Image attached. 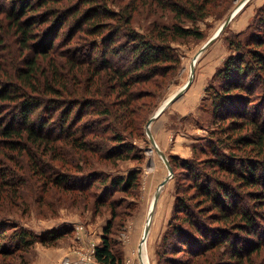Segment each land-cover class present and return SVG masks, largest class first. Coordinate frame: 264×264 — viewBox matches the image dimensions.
I'll use <instances>...</instances> for the list:
<instances>
[{"label": "trees", "instance_id": "1", "mask_svg": "<svg viewBox=\"0 0 264 264\" xmlns=\"http://www.w3.org/2000/svg\"><path fill=\"white\" fill-rule=\"evenodd\" d=\"M1 1L0 196L5 194L2 198L7 200L10 182H16L21 177L19 171L24 169L11 168L18 159L27 160L37 178L68 191L79 190L83 185L80 181L88 180L85 174L68 175L67 171L76 169L75 162L86 163L91 157L109 163L127 160L132 148L126 143L130 144L132 134L139 130L142 123L138 119L143 118L139 113L147 108V104L138 102L152 97L150 89L168 77L178 61L171 37L201 38L200 31L182 23L205 19L228 0ZM154 6L169 11L177 23L160 28L155 25L148 33L136 32L131 25L133 13ZM260 20L264 27V15ZM252 42L256 49L229 43L235 46L236 53L228 57L220 73L224 83L210 96L215 117L220 113L217 110H225L224 114L239 120L230 121L221 131L225 138L212 135L207 141L213 159L208 156L210 161L202 170L196 169L191 159L181 162L195 179L194 189L204 198L198 208L188 204L198 199L196 196L186 201L181 198L177 206L181 215H175L178 226L174 229L187 238L184 245L189 250L190 261L184 264H214L216 257L208 255L207 249L232 244L235 233L243 235L252 230L255 237L264 233L257 214L264 208V38L257 36ZM259 89L263 95L255 94ZM235 90L247 96L243 98ZM251 98L259 102L257 107L248 100ZM88 116L101 120L83 121L82 128H78ZM234 126L244 135L232 138L229 132ZM109 141L115 145L104 148ZM227 145L241 148L244 157L225 156ZM81 168L75 171L83 173ZM208 168L217 169L211 172ZM217 171L239 181L240 189L215 176ZM98 176L104 175L95 177ZM135 177V173H129L114 183L126 191L136 182ZM69 178L72 180L67 184ZM244 196L250 202L241 205ZM204 202L209 207L200 210ZM213 210L216 212L207 219L203 217ZM208 220H225L229 225L214 228L206 223ZM181 224L186 228H180ZM193 228V232L202 234L199 241L206 244L203 248L189 249ZM213 230L218 235H211ZM259 240L240 250L235 246V263L245 264L258 254L263 246ZM95 257L99 264H118L106 238L95 250Z\"/></svg>", "mask_w": 264, "mask_h": 264}, {"label": "rangeland", "instance_id": "2", "mask_svg": "<svg viewBox=\"0 0 264 264\" xmlns=\"http://www.w3.org/2000/svg\"><path fill=\"white\" fill-rule=\"evenodd\" d=\"M240 1L228 0L205 19H199L194 24L189 21L182 23L184 27L200 31L201 38L171 37L173 40L170 44L175 49L178 61L169 76L162 79L157 87L150 89L152 97H144L138 102L147 104V108L142 107L145 108L144 112L141 115L139 113L143 118L138 119V122L140 121L142 125L134 132L135 135L132 134L131 143L134 146L129 142H127L129 145L126 143L132 148L127 160L109 163L91 157L86 163L75 162L76 169L67 171L68 175L75 177L73 174L76 176L85 174L88 180H85L87 183L80 181L83 185L81 184L79 190L69 191L37 178L28 168L27 160L18 159L19 162H10L11 168L19 170L21 166L24 169L19 171L21 177L15 179L16 182L14 180L10 182L11 185L7 190L8 199L2 198L5 194L0 196V264H99L96 261L95 250L101 247L104 238L108 239L110 249L118 258V264H139L137 249L142 241L151 203L158 185L168 173L166 165L150 144L145 126L161 104L185 84L190 75L192 58L227 18V11L234 9ZM263 10L264 0H249L238 11L225 30L199 54L191 85L151 124L150 130L152 135H156L154 136L156 144L161 145L169 163L171 166L175 165V169L172 168L173 177L160 190L159 199L154 207L146 240L149 264H184L190 261L189 250L184 245L187 238L183 237V233L175 230L178 226L175 217L177 214L181 215L177 206L181 203L179 201L181 198L186 201L189 197L196 196L198 199L191 200L188 204L197 207L204 198L194 189L195 179L190 176L189 170L184 169L181 162L191 159L196 163L194 167L202 170L207 166L206 161H210L207 157L210 156L208 152L211 148L207 141L214 135L225 138L226 135L221 131L226 130L230 121L239 120L224 114L225 110H217L220 113L215 117L214 103L210 96L224 83L220 73L228 57L236 53L235 46H230L229 43L238 42L242 48L256 49L257 46L252 41L257 36L264 38L263 23H260L264 15ZM132 17L131 25L140 33H148L155 25L160 28L177 23L169 11H162L155 6L151 9L140 8ZM258 49L262 48L258 47ZM255 81L257 82L256 79ZM133 92L138 93L139 90ZM235 92L243 98L247 96V93H241L239 90ZM260 93L263 95L261 89L255 94ZM248 100L257 107L258 101L252 98ZM86 120L97 122L101 118L88 116L81 121L78 128H82L83 121ZM95 128H100V125H95ZM237 129L235 127L234 130H230L229 134H232V138L244 135L245 132ZM161 132L165 137L162 134V139L159 140ZM229 142L228 144L231 145L232 140ZM106 145L113 147L115 143L109 141L105 143L104 148ZM229 145H227L229 148L224 147L225 156L233 154L238 159L244 157L241 148ZM203 149L208 150L204 152ZM174 156H176L175 160L172 159ZM210 157L213 159V155ZM80 167L83 173L75 171ZM214 170L207 169L211 172ZM99 173L104 176L95 177ZM129 173H135L136 182L126 191L118 189L114 181L126 177ZM218 175L230 182L234 188L240 189L239 181L227 178L223 172L217 171L215 176ZM70 180L72 178L67 180V184L71 182ZM249 202L250 200L244 196L241 205ZM200 207V210L207 209L209 204L204 202ZM215 212L213 210L208 214L204 213L203 217L207 219ZM257 214L262 224L259 228H263L264 208L258 209ZM206 223L214 228H224L229 225L225 220L216 223L208 220ZM179 227L186 228L182 224ZM185 230L189 233L188 228ZM192 232L194 239L190 241L189 249L203 248L206 245L204 239L202 243L199 241L203 238L202 234ZM216 234L213 230L211 235L216 236ZM234 235L232 244L223 243L215 249L206 250L208 255L216 257L214 264H237L232 259L235 246L240 250L259 239L262 240L263 245L261 251L252 255L245 264L252 262L264 264V233L255 237L252 230H248L243 235L240 233ZM3 250L11 253L5 254Z\"/></svg>", "mask_w": 264, "mask_h": 264}, {"label": "water", "instance_id": "3", "mask_svg": "<svg viewBox=\"0 0 264 264\" xmlns=\"http://www.w3.org/2000/svg\"><path fill=\"white\" fill-rule=\"evenodd\" d=\"M249 0H241L235 7L234 9H232L229 13L227 18L222 22V24L219 26L218 30L213 34L212 37H210L206 42H204L201 46V48L199 49V51L194 55V57L192 58V62L190 64V71H189V77L187 79V81L185 82V84L178 89L177 92H175L171 98L169 100H167L166 102H164L162 104V107H160L156 113L154 115H152L148 120L146 126H145V131H146V135L149 138L150 144L152 146V148L154 150H156V152L159 154V156L161 157L163 163L166 165L167 167V175L164 177L165 179L158 185L156 191H155V195L153 198V201L151 203V209L149 211V215L148 218L146 220V225L142 234V241L138 246V250L140 252L142 244L147 240V235L149 233V229H150V225H151V219L153 216V212H154V207L159 199L160 196V190L162 189V187L173 177V169L171 164L169 163V160L166 156V154L164 153V151L162 149H160L158 147V144H156L154 135H152L150 127L151 124L155 121L156 117L161 114L170 104L172 101L176 100L177 98H179L184 92L185 90L191 85L192 80L194 78V70H195V64L197 61V58L199 57V54L201 52H203L204 50H206L212 43L213 41L225 30V28L227 27V25L229 24V22L236 16V14L238 13L239 10L242 9V7L248 2Z\"/></svg>", "mask_w": 264, "mask_h": 264}, {"label": "bare ground", "instance_id": "4", "mask_svg": "<svg viewBox=\"0 0 264 264\" xmlns=\"http://www.w3.org/2000/svg\"><path fill=\"white\" fill-rule=\"evenodd\" d=\"M222 24V23H221ZM219 28V27H218ZM217 28V29H218ZM177 92V91H176ZM174 94V93H173ZM172 94V95H173ZM171 95V96H172ZM171 96L167 99V100H169L170 98H171ZM167 100H165V102L167 101ZM161 107H162V104H161ZM150 129H151V127H150ZM137 251H138V253H139V258H138V260H139V264H149V262H148V259H149V257H148V253H147V250H146V241L142 244V247H141V250H140V252H139V250L137 249Z\"/></svg>", "mask_w": 264, "mask_h": 264}, {"label": "crops", "instance_id": "5", "mask_svg": "<svg viewBox=\"0 0 264 264\" xmlns=\"http://www.w3.org/2000/svg\"><path fill=\"white\" fill-rule=\"evenodd\" d=\"M162 134H163V132L160 133L161 136H160V139L158 138L159 140L162 139ZM163 135H164V137H165V134H163ZM154 136L156 137V135H154ZM158 139H157V140H158ZM163 140H164V138H163ZM155 141H156V139H155ZM156 142H157V141H156ZM158 146H159V145H158ZM159 147L161 148V145H160ZM161 149H162V148H161Z\"/></svg>", "mask_w": 264, "mask_h": 264}]
</instances>
